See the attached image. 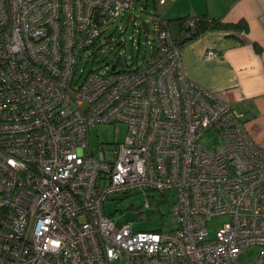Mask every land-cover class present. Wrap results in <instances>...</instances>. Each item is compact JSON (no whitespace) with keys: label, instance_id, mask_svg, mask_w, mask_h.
Wrapping results in <instances>:
<instances>
[{"label":"built area","instance_id":"built-area-1","mask_svg":"<svg viewBox=\"0 0 264 264\" xmlns=\"http://www.w3.org/2000/svg\"><path fill=\"white\" fill-rule=\"evenodd\" d=\"M165 1L154 0L146 60L78 73L135 0H0V264H237L252 246L264 264V147L186 78ZM119 122L125 140L91 152L90 127ZM209 130L212 149L200 143ZM172 190L169 231L104 211L117 193L139 191L147 206Z\"/></svg>","mask_w":264,"mask_h":264},{"label":"crops","instance_id":"crops-1","mask_svg":"<svg viewBox=\"0 0 264 264\" xmlns=\"http://www.w3.org/2000/svg\"><path fill=\"white\" fill-rule=\"evenodd\" d=\"M158 10L177 41L193 30L180 28L177 18L207 15L223 23L246 22L247 31L212 29L183 40L180 66L189 81L238 110L247 131L264 147V0H166ZM208 51L217 55L205 57Z\"/></svg>","mask_w":264,"mask_h":264},{"label":"rangeland","instance_id":"rangeland-1","mask_svg":"<svg viewBox=\"0 0 264 264\" xmlns=\"http://www.w3.org/2000/svg\"><path fill=\"white\" fill-rule=\"evenodd\" d=\"M148 6L143 10L140 2H134L131 9L125 11L123 16L107 30L106 36L110 42L105 44L102 51H98V63H91L85 59L78 64V73L81 70L87 72L90 69L103 65L116 66L117 69L131 68L146 60L151 52L152 29L150 14L156 10L153 0H147ZM172 23L176 21L171 20ZM128 133L125 123L100 124L89 129L90 151L96 152L98 146L121 143ZM217 135L214 130L205 132L200 143L212 149L216 146ZM148 205L144 206L145 196L134 191L129 194L117 193L104 201V211L111 215L117 222L131 221L132 228L140 231H169L177 226L176 218L171 211L172 204L176 201V192L159 197L158 193L150 192ZM227 220L224 216L212 218L207 228L209 235ZM257 246L249 247L241 251L237 256V264H252L259 253ZM111 264H117L113 262Z\"/></svg>","mask_w":264,"mask_h":264},{"label":"trees","instance_id":"trees-1","mask_svg":"<svg viewBox=\"0 0 264 264\" xmlns=\"http://www.w3.org/2000/svg\"><path fill=\"white\" fill-rule=\"evenodd\" d=\"M135 2H140V5H142V7L143 6L145 7V3L147 2V0H135ZM188 19L193 20V25L187 24ZM177 21L179 22L180 28L182 29H187L186 25L193 28L192 33L190 34L188 38H184L182 39V41H177L176 39H173L177 43L178 46H180L182 42H184L185 40L196 37L199 34L207 30H212V29H221V30H229V31H237V30L247 31L248 30L247 24L243 20H240L236 23H223L219 19L207 16V15H203L200 17H191V18L181 17V18H177ZM97 53L95 49V51L93 52V56L97 55ZM158 195L161 198L164 196L162 194H158Z\"/></svg>","mask_w":264,"mask_h":264}]
</instances>
